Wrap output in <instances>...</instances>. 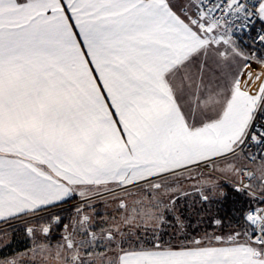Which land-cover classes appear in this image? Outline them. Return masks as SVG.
Listing matches in <instances>:
<instances>
[{"label":"snow or ice","instance_id":"obj_1","mask_svg":"<svg viewBox=\"0 0 264 264\" xmlns=\"http://www.w3.org/2000/svg\"><path fill=\"white\" fill-rule=\"evenodd\" d=\"M0 264H264V0H0Z\"/></svg>","mask_w":264,"mask_h":264}]
</instances>
